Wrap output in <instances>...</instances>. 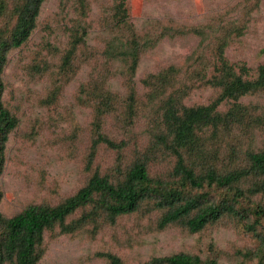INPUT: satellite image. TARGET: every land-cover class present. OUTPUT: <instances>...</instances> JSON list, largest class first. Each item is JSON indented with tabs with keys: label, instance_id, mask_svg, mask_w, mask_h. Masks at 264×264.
Segmentation results:
<instances>
[{
	"label": "rangeland",
	"instance_id": "1",
	"mask_svg": "<svg viewBox=\"0 0 264 264\" xmlns=\"http://www.w3.org/2000/svg\"><path fill=\"white\" fill-rule=\"evenodd\" d=\"M6 17L0 28L13 24L14 0H4ZM113 0H45L36 28L20 48L8 53L1 80L2 103L18 121L9 134L5 168L0 177L3 194L0 213L11 217L28 204L55 206L82 187L91 173L122 176L140 155L147 152L162 131V100L172 90H185L186 106L208 104L218 90L203 79L211 75L217 44L226 41L224 55L236 67H244L245 78L254 79L264 64V0H126L129 28L112 21ZM130 25L135 33H132ZM81 37L68 67L63 65L75 38ZM145 45L137 68L116 59L109 49L130 50L132 40ZM129 49V50H128ZM174 70L172 86L163 95L149 98L145 80ZM133 91L135 112L127 116V99ZM110 100L113 110L104 116L101 131L125 147L116 152L98 147L91 169L86 162L93 138L95 107ZM247 117L229 132L207 139L205 155L197 159L195 172L212 166L218 172L246 165V153L264 150V92L239 100ZM230 102L219 107L221 113ZM175 157L158 153L148 163V173L177 186L172 176ZM188 161V160H187ZM118 170V172L116 171ZM254 183L239 184L245 190ZM217 202L225 192L215 187L187 189ZM264 193L246 194L237 205L241 217L225 216L201 232L189 234L179 226L156 229L162 211L144 203L133 214L108 225L100 219L74 235L44 236L45 254L38 264H106L100 252H110L126 264H142L152 257L175 253L215 257L219 264H255L243 253L255 249L257 236L264 235ZM78 210L67 219L77 218Z\"/></svg>",
	"mask_w": 264,
	"mask_h": 264
},
{
	"label": "trees",
	"instance_id": "2",
	"mask_svg": "<svg viewBox=\"0 0 264 264\" xmlns=\"http://www.w3.org/2000/svg\"><path fill=\"white\" fill-rule=\"evenodd\" d=\"M45 0H14L11 7L13 24L10 29L0 28V177L5 168V149L9 134L17 127L18 121L3 105L4 86L1 80L7 64L8 53L20 48L29 39L36 28L37 19ZM126 0H113L112 21L116 27L129 28V15L125 8ZM7 7L0 0V22L4 19ZM3 18V19H2ZM132 33H135L130 25ZM81 42L77 37L71 49L64 57L63 65L68 67L74 57L76 46ZM129 51L120 49L108 52L116 59L130 61V72L134 73L139 59V52L145 47L133 39ZM226 41H220L214 51L211 75L203 82L218 90V94L205 105L186 106L183 103L187 92L172 90L162 100L160 122L162 131L148 147L146 154L137 156L122 176L102 175L94 170L86 183L71 196L55 206L45 203L28 204L11 217L0 213V264H38L45 254L44 236L46 232L57 230L58 235H74L90 223L103 219L113 225L121 216L136 213L142 204L162 211L156 222L157 230L170 226H179L189 234L201 232L207 226L218 222L222 217H241L237 205L246 194L264 193V150L246 153V165L226 172H218L208 166L200 173L195 172L197 159L205 155L207 139L202 136L211 129V138L220 132H229L236 125H241L248 115L246 106L239 100L248 95L264 92V64L257 69L254 79H247L246 69L230 64L224 55ZM264 54V49L261 50ZM174 70L151 76L154 81L145 80L150 89L149 98L154 99L165 93L172 86ZM230 102V108L221 113L219 107ZM127 116L132 118L135 112L134 95L131 91L127 99ZM113 110L110 100L102 101L95 107L92 123L93 138L87 157L86 168L91 169L99 146L121 152L124 141L115 142L101 131L103 118ZM174 155L176 161L172 176L177 179V186H172L160 179L150 177L148 163L158 153ZM188 160V161H187ZM118 172V170L116 169ZM246 179H253L250 188L241 189L239 184ZM215 187L225 192L215 201L202 198V195H187V189L201 190ZM3 194L0 190V202ZM78 210L82 213L73 220L67 219ZM264 214L258 207L257 218ZM99 258L106 264H126L120 257L110 252H100ZM245 258L255 259V264H264V235L257 236L255 249L243 253ZM142 264H219L215 257L201 259L198 255L175 253L169 256L152 257Z\"/></svg>",
	"mask_w": 264,
	"mask_h": 264
}]
</instances>
